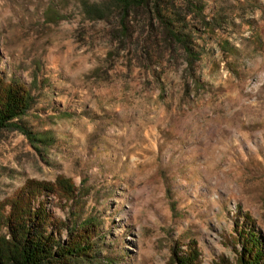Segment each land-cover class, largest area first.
Returning <instances> with one entry per match:
<instances>
[{
    "label": "rangeland",
    "instance_id": "obj_1",
    "mask_svg": "<svg viewBox=\"0 0 264 264\" xmlns=\"http://www.w3.org/2000/svg\"><path fill=\"white\" fill-rule=\"evenodd\" d=\"M204 12L235 49L207 39L194 84L181 60L140 59L112 0H0V76L32 98L16 122L49 136L36 148L0 129L1 213L37 181L55 188L37 197L61 239L97 220L93 264L194 251L197 264H237L242 229L264 253V0H205Z\"/></svg>",
    "mask_w": 264,
    "mask_h": 264
},
{
    "label": "trees",
    "instance_id": "obj_2",
    "mask_svg": "<svg viewBox=\"0 0 264 264\" xmlns=\"http://www.w3.org/2000/svg\"><path fill=\"white\" fill-rule=\"evenodd\" d=\"M116 10L115 22L119 32L140 49V59L147 63L159 62L166 58L185 63L194 84L197 66L206 57V40L212 39L223 52L233 54L234 46L228 38L215 37L216 17L205 14V0H112ZM94 10L88 9L92 14ZM101 13V12H100ZM106 11L99 15L106 17ZM213 19V20H212ZM140 35L134 40L135 27ZM29 90L18 83L6 82L0 76V129L18 130L38 148L37 142L44 143L49 137L35 133L21 120L31 105ZM48 183L31 181L13 200L8 214L0 210V264H93L94 242L91 240L95 218H84L70 227L64 225L66 238L61 239L54 226L53 215L45 202L37 196L43 192H54ZM68 199L77 198L75 187L64 190ZM252 231H239L242 247L237 264H264L261 240ZM239 241V239H238ZM194 251L186 257H177L175 264H197ZM223 263V262H222ZM225 264V263H223Z\"/></svg>",
    "mask_w": 264,
    "mask_h": 264
}]
</instances>
